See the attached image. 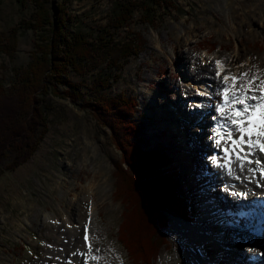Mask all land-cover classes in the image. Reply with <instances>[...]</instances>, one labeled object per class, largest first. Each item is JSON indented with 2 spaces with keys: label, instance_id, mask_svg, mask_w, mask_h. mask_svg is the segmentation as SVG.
Instances as JSON below:
<instances>
[{
  "label": "rangeland",
  "instance_id": "rangeland-1",
  "mask_svg": "<svg viewBox=\"0 0 264 264\" xmlns=\"http://www.w3.org/2000/svg\"><path fill=\"white\" fill-rule=\"evenodd\" d=\"M23 1L25 6L18 0H0V76L5 87L14 81L16 69L28 63L37 41V35L32 29L21 27L23 22L29 21L34 10L30 0ZM49 1L53 8L63 3L70 18L66 25L69 30L86 32L90 41L101 35L107 40L121 43L136 36L140 39V50L129 57L120 69L94 54L93 66L85 75L79 76L72 71L67 74L72 84H80V98L47 96L50 106L47 133L25 162L0 175V264H39L44 259L50 260L48 250L53 237L49 232L60 231L61 226L56 218H61L64 211L71 218L86 217L88 200L83 197L79 184L89 181L93 184L90 185L92 198L98 211L96 219L103 228L100 240H96L95 244L99 248L102 246L103 254L107 253V248L110 249L112 258L108 262L135 264L129 259L118 238L121 214H127V209L117 199L114 177L115 168L122 159L121 151L114 146L105 122H101L98 115L87 106L95 96L94 84L98 79L108 77V86L101 91L104 95H120L135 101L133 120L138 126L136 143L143 149L161 152L166 157L168 163L161 169L165 170V174L174 175L181 196L187 198L191 213L196 214L200 208L198 204L202 188L197 189L192 185L193 174L184 171L182 160L190 159L191 167H201L206 156L211 153V150L199 148L198 142L214 145L209 133L201 129L211 127L212 120L206 117L213 118L215 113L213 110L202 112L205 117L204 122L200 123L196 120L197 116H192L193 106L187 104L181 107V114H176L179 102H188L189 99L180 100L181 92L173 86L181 84L183 89L196 93L193 88L182 84L186 74L185 77L181 75H184V69L181 66L178 68L177 58L192 51L203 60L216 55L222 62L238 48L243 53V63L239 64L243 65L249 58L253 62L251 72L264 74V0H171L172 9H158L148 16L151 23L144 22L140 12L135 11L129 22L116 30L112 28V21L118 3H126L128 0ZM12 36L15 47L10 57L3 47L10 45ZM181 44L184 45L182 51L179 49ZM211 59L208 58V61ZM232 65L227 66L230 69L227 75L234 71L235 66ZM148 75L153 76L154 80L148 81ZM170 80L173 84L169 83ZM205 82L213 85L209 81ZM57 90L62 93L68 87L58 85ZM200 92L207 96L200 99L198 105L208 103L214 106L213 87L209 86L208 92ZM184 120L191 126L184 125ZM181 137L197 142L187 150L192 156H184ZM210 166H207V171L212 169ZM144 198L142 194L141 204H144ZM45 212L55 217L50 219L47 216V222L42 224ZM202 214V211L196 214L195 222L199 221ZM209 216L217 215L210 213ZM167 218L163 234L168 244L158 249L150 262L159 264L166 260L167 264H188L185 256L187 247L175 238L170 230L171 222L180 220L181 224L189 227L195 224L182 221L171 213L167 214ZM206 225L202 226L209 229L208 236L212 237L211 226ZM240 227L244 228L243 225L234 226L237 229ZM229 228L231 231L234 229L232 226ZM219 243L229 253L214 255L211 243L206 241L203 244L205 259L219 257L231 262L235 257L242 260L246 258L241 255L250 254L247 246H238L233 240L224 242L219 239ZM231 244L235 246L232 248ZM256 245L264 247L262 241ZM192 251L202 257L198 249L193 248Z\"/></svg>",
  "mask_w": 264,
  "mask_h": 264
},
{
  "label": "trees",
  "instance_id": "trees-1",
  "mask_svg": "<svg viewBox=\"0 0 264 264\" xmlns=\"http://www.w3.org/2000/svg\"><path fill=\"white\" fill-rule=\"evenodd\" d=\"M18 1L25 6L23 0ZM30 1L34 10L29 21L23 22L21 27L36 33L34 50L28 63L16 69L15 79L8 87L0 76V175L25 162L47 133L48 95L71 99L82 96L80 84L69 81V71L85 75L92 68L95 55L120 69L140 50V39L136 36L121 43L101 35L90 41L86 32L67 28L70 18L62 2L53 8L49 0ZM169 8H173L171 0L118 3L112 28L124 27L135 11L140 12L144 22L151 23L150 14ZM12 37L10 45L3 47L10 57L15 47ZM107 81L108 77L98 79L94 84L95 96L87 106L105 122L114 146L121 151L122 159L115 168L114 177L117 199L125 206L127 214H121L118 238L131 262L151 264L158 249L168 244L163 234L167 214L189 220L191 209L187 198L181 196L174 175L165 174L161 169L168 163L166 157L136 143L135 101L120 95H104L101 91L108 86ZM58 85H66L68 90L60 93ZM142 194L146 199L144 204H141Z\"/></svg>",
  "mask_w": 264,
  "mask_h": 264
},
{
  "label": "bare ground",
  "instance_id": "bare-ground-1",
  "mask_svg": "<svg viewBox=\"0 0 264 264\" xmlns=\"http://www.w3.org/2000/svg\"><path fill=\"white\" fill-rule=\"evenodd\" d=\"M166 34L169 35L168 32ZM183 48H184L183 44L179 45L180 50ZM242 54L243 53L239 51V49L237 48L232 54H229V56L226 57L225 61L222 60L224 64H222L223 71L220 72V75H217L219 69L216 64V61L219 60L217 57L219 56L216 55L208 56L207 60H203V58H200L199 56H195L196 54L194 55L192 51H188L187 54L185 55L182 54V56L180 55L177 58V64L179 65L178 68L181 66L184 69V75L183 73H181V75L185 77L186 74V78L182 81V84L188 85L190 89L193 88L194 90H196V93H192L189 90L187 91L183 89L181 84L173 86L174 88L176 86V88L180 90L181 92L179 93V96H181L180 100H182V98L189 99L188 102H183V100L182 102H179L180 105L176 106V111H177L176 114L178 113L181 114L180 111L181 107H185L187 104L193 106L192 110L194 115L192 116H197L196 120H199L200 123L204 122V117H205V115L204 117L202 116V112H205L207 110H213L215 113V117L213 118L206 117L208 120H212L211 127L209 128L203 127L201 129L202 131L204 130L209 133L210 140L214 145H205L203 143L201 144L198 142L199 148L201 149L203 148L204 151H206V149L211 150V153L208 156H206L204 162H202L201 164V167H191L190 159L182 160L183 161L182 166L184 167V171L193 174L192 185L197 189L202 188V192L199 194V200L201 205L198 204V206L200 207L199 211H202L203 214L199 217V221L195 222L197 221V219L196 220L194 219L190 223L194 222L193 224L195 225L191 227L187 226L186 224H181L180 220H173L171 222L170 230L175 234V238L181 241L182 243H184V245H186L187 247L185 256L187 260L186 262L188 264H232V262L238 264L241 263L254 264L253 262L247 263L246 259H242V260L239 259L238 261L235 259L232 260L231 262H228L225 258L219 259L218 257V259L207 260L205 259V255H204L205 250L203 246L204 242L209 241L212 245V251L214 255H219L220 253H229L227 250L225 251V249L221 247V244L219 243V239H223L224 242L233 240L235 244H238L239 243L238 239L243 238L240 236H247V234L250 233L252 234L257 233L255 229L250 227L247 230L242 227H240L239 229L234 228V226H238L239 223H242V221L227 220L224 218L223 214L221 217L218 213L215 212L214 206L218 208L219 207L223 208L224 211L229 213V212L237 211L236 210L237 208H235L233 204L236 205L242 204L243 207L239 208L241 212L247 214V211L249 210V212L256 211V213L258 214V212L262 210L264 215V207L256 205L255 202L256 198H264V175H262L260 171L261 168H264V152H260L259 148H253L251 153H248L247 146L245 145L244 146L245 153L249 155V158L252 161L260 160L262 163L255 164V163L245 162L243 167H241L240 161H238L234 157L235 156L234 155L231 157V166H229V164L226 162L225 153L223 151L225 147H228V143L222 142L219 147H217L215 143V141L219 139V137L215 134L218 126L220 127V131L222 133L226 130H232L234 138L239 136V133L235 131L236 126L228 123L229 117L226 115H221L218 111L219 107L224 103L223 89L225 87L226 82L223 80V77L224 76L239 77L242 73H247L248 79H251V77L254 75L258 76V80L255 82L256 84H258L260 80H264V74L257 75V73L255 74L251 72L250 67L253 62L249 58L247 59L246 63L244 62L243 65L239 64V62H242L241 60ZM210 57H212V59L208 61V58ZM231 63H233V65ZM228 65L235 66L234 71L231 72L229 75H227V73L230 71V69L227 67ZM186 67L188 68V70ZM147 80L151 81L154 80V78L153 76L148 75ZM190 81L196 82L197 85L196 83H191ZM205 81H209L210 83H213V85H210L208 84V82ZM171 82L172 81L170 80L169 83ZM227 84L231 85L232 81L229 80ZM204 85H206V87H204ZM209 86L213 87L212 95L214 97L212 98V101H214V106H209L208 103L201 104L199 106L198 103L199 101H201L200 99H203L205 96H207L202 94L200 91L203 90L205 92H208ZM168 87H172V85H168ZM256 92L257 93L254 95L259 96L260 95L259 91ZM249 94L251 95V93ZM192 98L193 100H191ZM257 102L258 101H249V103H257ZM190 106L188 107L189 110H190ZM235 107L242 108V105H235ZM172 110H174V106L172 107ZM182 114H184V116H189L185 113ZM183 124L186 126H191L189 122H187V120H184ZM195 130H197V128H195ZM245 139H247V137H245ZM190 141H191L190 138H186V137L180 138V143H181V147L183 148L182 152L184 156L189 155L190 153H188L187 151L188 148H190V146L197 143L196 141H191V142ZM204 151L201 153H204ZM83 153L85 154V152ZM198 161L201 160L199 159ZM209 164H211L210 167H212V169L207 171L206 168ZM220 167L221 169H219ZM217 173L219 174L218 176L215 177ZM79 185L81 187V191L84 194L83 197H85L88 200L87 202L88 207L85 213L86 217L84 219L71 218L65 211L61 218L57 217L56 220L58 224L60 223L61 226L60 231L49 232V235L53 237L52 245L48 250L51 259L50 260L44 259L40 261L39 264H84L85 256L83 255V253L87 251V247L84 241V233L86 227L88 229L90 241L92 243L93 254L100 257L99 260L89 261V264H112L111 262H108V260L112 258L111 257L112 253L110 249L107 248L106 249L107 253L103 254L102 246L99 248L95 244L96 240H100L99 235L103 233V228L97 222L96 219L98 211H97L96 202L92 198L91 186H93V184H91L89 181L86 182L85 184L81 183ZM240 192H244L246 196H242ZM219 193L222 196L223 195L226 196V199H228V203H226L227 206H225V204L222 203V201L221 202L215 201L216 198H218L215 195H218ZM198 213L196 211L197 215ZM210 213H215L217 216L214 217L209 216ZM47 216L50 219H54L53 217H55V216L51 217V215H48V212H45L42 218L43 221H41L42 224L47 222ZM249 219H251L253 225L264 223L260 215L255 217L251 216L249 217ZM54 221L55 220H53V222ZM203 224L206 226L208 225L211 226L210 230L212 232V237L208 236L209 229L203 228L202 226ZM229 226H232L234 229L231 231ZM261 226H263V224ZM226 234L228 235V237ZM251 245L252 248H249L251 246L246 244L248 252H250L255 258H263L264 260V247L258 246L256 244H251ZM231 246L233 248L235 245L231 244ZM65 247L66 249L64 250ZM193 248H196L199 250V252H202V257H198L196 253L192 251ZM159 264H167V263L166 260H162L159 262Z\"/></svg>",
  "mask_w": 264,
  "mask_h": 264
},
{
  "label": "snow or ice",
  "instance_id": "snow-or-ice-1",
  "mask_svg": "<svg viewBox=\"0 0 264 264\" xmlns=\"http://www.w3.org/2000/svg\"><path fill=\"white\" fill-rule=\"evenodd\" d=\"M216 64L219 69L217 75H220V72L223 71L222 62L218 60ZM223 80L226 82L223 89L224 103L219 107L218 111L221 115L229 117L228 123L236 126L235 131L239 133V136L234 138L232 130H226L222 133L218 126L215 134L219 139L215 143L217 147L222 142L228 143V147H225L223 151L229 166H231V157L233 155L240 161L241 167H243L245 162L261 164L260 160L252 161L249 158V155L245 153L244 146H247L248 153H251L253 148H259L260 152H264V80H260L256 84L258 76L254 75L251 79H248L247 73H242L239 77L224 76ZM229 80L232 81L231 85L227 84ZM256 91H259V96L249 94ZM249 101L258 102L249 103ZM235 105H242V108H236ZM260 171L264 175V168H261ZM84 241L87 247V251L83 253L85 256L84 264H89V261L99 260L100 257L93 254L87 227L85 228Z\"/></svg>",
  "mask_w": 264,
  "mask_h": 264
}]
</instances>
